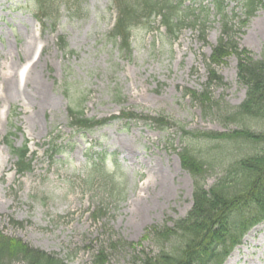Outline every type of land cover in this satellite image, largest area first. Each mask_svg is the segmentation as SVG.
Wrapping results in <instances>:
<instances>
[{"label":"rangeland","instance_id":"obj_1","mask_svg":"<svg viewBox=\"0 0 264 264\" xmlns=\"http://www.w3.org/2000/svg\"><path fill=\"white\" fill-rule=\"evenodd\" d=\"M242 1L221 0L225 14L242 19ZM213 6V0L184 1L182 14L192 17L195 10L193 16L203 21V12H208L203 35L200 25L195 29L186 22L176 38L169 39L156 20L131 31L126 53L108 36L115 18L110 0H84L72 10L62 6L47 12L46 19L37 15L33 0H0L3 236L64 264H93L101 251L106 264H129L132 252L122 242L140 243L136 248L156 252L151 239L141 241L145 230L170 226L191 207L192 181L181 169L177 153L188 147L202 159L216 158V145L189 138L185 132L235 129L213 113L216 108L221 114L224 107H235L244 99L233 56L215 68L221 85L212 84L207 90L213 113L204 116L185 94L202 91L208 80L206 59L220 34ZM231 22L238 25L235 19ZM236 39L253 57L264 55V3ZM68 108L87 119L132 116L79 130L68 119ZM144 117L161 118L167 125L158 127ZM250 126L259 131L253 123ZM6 133L16 148L27 142L34 157L29 173L15 174L14 158L2 143ZM97 156L105 158L106 171L118 180L117 205L118 199L106 194L110 188L106 179L85 178ZM213 162L207 185L219 171V162ZM245 238L224 264H264V223ZM258 241L263 242L254 247ZM109 242L118 243L115 251L109 250Z\"/></svg>","mask_w":264,"mask_h":264},{"label":"trees","instance_id":"obj_2","mask_svg":"<svg viewBox=\"0 0 264 264\" xmlns=\"http://www.w3.org/2000/svg\"><path fill=\"white\" fill-rule=\"evenodd\" d=\"M263 1L243 0L241 7L244 19L237 18L238 25H234L231 22L234 17L225 14L221 0H214L216 15L220 21V35L206 63L208 80L202 91L187 90L185 94L200 106L204 116L213 113L215 107L207 90L212 84L220 86L222 81L216 75L215 67L223 64L229 57H235L236 81L245 90L244 99L235 107H224L221 114H218L216 108L213 113L227 122L226 127L233 125L235 129L224 133L185 132L189 138L216 145L218 149L216 147V151H213L217 152L214 156L216 158L202 159L188 147H183L177 153L181 169L187 172L192 181L191 207L185 216L172 221L170 226H151L145 230L141 241L151 239L156 248L155 253H146L143 249L136 248L140 243L122 242L121 245L132 252L129 264H223L231 251L241 244L242 238L252 228L264 222V129L259 128H264V55L260 58L253 57L250 52L238 46L236 39ZM82 2L83 0H34L37 14L40 15L49 10L56 12L63 5L68 10L75 9ZM110 2L116 12V19L109 37L119 43L120 50L126 53L130 51L131 31L136 26H149L154 19L159 18L167 37L175 38L185 26L186 19L192 18L182 15L181 0ZM207 16L206 12L203 21L198 16H193L188 23H193L191 26L200 25L203 35ZM59 40L62 44L63 40ZM68 115L71 124L83 130L102 127L117 119H87L83 118L81 111L70 108ZM126 116L122 114L120 119ZM143 119L158 127L167 125L161 118ZM252 123L259 131L251 128ZM8 135L11 136L8 133L4 142L11 155L16 158L17 173L30 172L26 146L15 148ZM233 151L236 152L232 153ZM213 161L219 162V171L213 183L207 185L208 169ZM92 168L93 172L86 177L89 180L94 176L109 180L108 194L119 197L118 180L115 175L107 173L102 158ZM117 246L116 242L108 243L109 250L115 251ZM106 261L102 251L93 258V264H106ZM14 262L64 264L53 255L0 233V264Z\"/></svg>","mask_w":264,"mask_h":264},{"label":"bare ground","instance_id":"obj_3","mask_svg":"<svg viewBox=\"0 0 264 264\" xmlns=\"http://www.w3.org/2000/svg\"><path fill=\"white\" fill-rule=\"evenodd\" d=\"M36 63H37V62L32 63L31 66H30V68H31V67L33 68V67L35 66ZM246 239H247V238H245L244 242L246 241ZM262 242H263V241H258L257 243H254L253 246H254V247H259V246L262 244ZM262 252L264 253V248L262 249Z\"/></svg>","mask_w":264,"mask_h":264}]
</instances>
